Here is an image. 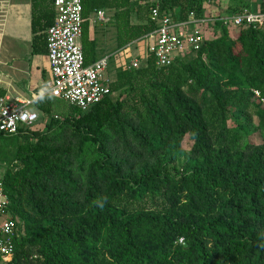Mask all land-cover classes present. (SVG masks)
Wrapping results in <instances>:
<instances>
[{"label": "trees", "instance_id": "16d2710c", "mask_svg": "<svg viewBox=\"0 0 264 264\" xmlns=\"http://www.w3.org/2000/svg\"><path fill=\"white\" fill-rule=\"evenodd\" d=\"M209 3L80 0L83 65L93 63L97 11L119 50L155 29L154 4L182 22L207 18ZM32 6L46 30L52 0ZM253 7L236 0L208 18ZM213 28L217 36L168 66L156 67L146 46L137 68L119 62L107 95L85 111L46 94L35 123L0 133L3 211L14 226L0 264H264V26Z\"/></svg>", "mask_w": 264, "mask_h": 264}, {"label": "built area", "instance_id": "2783aa9c", "mask_svg": "<svg viewBox=\"0 0 264 264\" xmlns=\"http://www.w3.org/2000/svg\"><path fill=\"white\" fill-rule=\"evenodd\" d=\"M54 19L44 34L45 57L50 81L45 84V92L80 111H85L108 93L103 75L107 59L101 58L84 66L79 44L81 35L80 0H52ZM101 22H106L101 11L95 12ZM149 18L155 29L144 37L146 53L153 57L156 67L168 66L175 58L187 56L198 51L201 44L212 33L207 28L219 21L227 28L264 26V0H258L256 10L243 9L239 14L218 19H195L191 14L182 22H174L165 14L160 15L157 5L149 10ZM139 65L136 58L127 63L128 69ZM29 101L0 97V133L14 134L19 127H30L38 116L27 109ZM264 108V100L260 99ZM6 198L0 183V263H6L12 255L11 238L13 223L8 220L3 209Z\"/></svg>", "mask_w": 264, "mask_h": 264}, {"label": "crops", "instance_id": "0c3cea01", "mask_svg": "<svg viewBox=\"0 0 264 264\" xmlns=\"http://www.w3.org/2000/svg\"><path fill=\"white\" fill-rule=\"evenodd\" d=\"M245 1L254 6L253 9L258 3V0ZM235 4L236 0H231L225 9ZM35 17L32 0H0V97L29 101L27 109L38 116L34 102L46 95L44 87L50 75L45 57V30L34 21ZM103 18H106L104 14ZM88 39L93 40L88 62L107 59L103 79L108 86L115 80L118 63L127 64L133 58H119L118 54L125 47L114 50L113 30L95 15L88 18Z\"/></svg>", "mask_w": 264, "mask_h": 264}, {"label": "rangeland", "instance_id": "374dc122", "mask_svg": "<svg viewBox=\"0 0 264 264\" xmlns=\"http://www.w3.org/2000/svg\"><path fill=\"white\" fill-rule=\"evenodd\" d=\"M229 3H231V0H210V3L208 4L207 12H205L206 14H208L207 17L217 16L218 14L220 15L221 12L223 13L225 11V7H228ZM229 30L231 31V29ZM206 31H208L209 33L212 32L211 25H209ZM213 31H214V35H210L209 39L218 35L219 32L218 29L213 28ZM144 46H145V42H142L141 44H129L123 50L120 51L118 56L119 58L125 56L127 59L135 58V56L139 52L140 53L142 52ZM124 60L125 59H123V61ZM59 104L64 105L63 103H59ZM251 140L252 142L255 143L256 141H258V137L253 136L251 137Z\"/></svg>", "mask_w": 264, "mask_h": 264}, {"label": "clouds", "instance_id": "9594fccd", "mask_svg": "<svg viewBox=\"0 0 264 264\" xmlns=\"http://www.w3.org/2000/svg\"><path fill=\"white\" fill-rule=\"evenodd\" d=\"M183 240V238L181 237V241Z\"/></svg>", "mask_w": 264, "mask_h": 264}]
</instances>
